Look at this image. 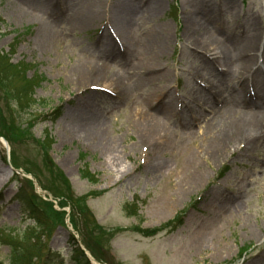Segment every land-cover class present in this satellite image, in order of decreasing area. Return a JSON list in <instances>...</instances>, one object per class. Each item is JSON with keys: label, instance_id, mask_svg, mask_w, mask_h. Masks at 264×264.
<instances>
[{"label": "rangeland", "instance_id": "obj_1", "mask_svg": "<svg viewBox=\"0 0 264 264\" xmlns=\"http://www.w3.org/2000/svg\"><path fill=\"white\" fill-rule=\"evenodd\" d=\"M54 1L0 0V55L21 65L26 78L40 77L30 108L16 106L11 88L6 87L8 97L0 91V127L11 139V148L0 142V230L14 238V247L30 239L19 264H76L75 244L98 251L102 264H264V134L245 144L241 138L225 154H205L227 127L231 132L238 121L259 112L251 90L255 82L264 84V0H163L157 16L134 13L125 41L114 17L118 4L128 0H98L102 12L93 28L77 30L73 17L92 0ZM187 18L229 44V57L237 56L233 48L253 26L258 38L245 73L228 74L212 53L195 49L185 35ZM106 31L122 55L128 45V58L108 59ZM155 34L165 44L160 59H151L146 49ZM131 51L145 56L148 73L131 69ZM98 63L126 81L127 95L75 86L83 69ZM236 80L247 84V94H237ZM193 97L203 104L193 103ZM169 104L166 132L145 139L135 111L157 117ZM15 121L17 129L10 124ZM45 137L48 156L38 145ZM100 142H114L116 152L104 155ZM46 158L68 182L71 201L57 198L60 190L44 177ZM191 158L200 164L202 177L178 197ZM12 165L19 168V181H13ZM29 168L48 192L36 194L30 180L24 182ZM20 187L32 191L34 206H44L47 226L52 221L55 230L40 229L23 213L15 200ZM181 213L182 224L173 232L149 238L138 233L162 228ZM39 218L46 221L45 215ZM11 259L0 238V264Z\"/></svg>", "mask_w": 264, "mask_h": 264}, {"label": "bare ground", "instance_id": "obj_2", "mask_svg": "<svg viewBox=\"0 0 264 264\" xmlns=\"http://www.w3.org/2000/svg\"><path fill=\"white\" fill-rule=\"evenodd\" d=\"M162 1L163 0H128L127 2L118 4L114 17L115 27L124 41L127 40V38L130 39L129 35L132 34L130 25L132 24L133 17L135 15L134 13L138 11L140 15L147 14L152 17L157 16L159 9L161 8ZM45 2L46 4H55L54 0H45ZM140 4L142 5V8L140 7ZM100 8L101 7L98 0H92L89 2L88 7L85 10L80 9L79 13L75 14L73 17L71 22L72 28L76 30L92 29L95 22L100 17V13L102 12H100ZM208 21L215 27V20L209 18ZM185 24L187 25L185 29V35L188 38V42L192 41L190 43L195 46V49H202L212 53L213 57H215V62H217V64H221V66L224 68H227L226 72L228 74L229 70L231 73H235V76L237 75V77H240L242 75L241 72H244L245 68L247 70V65L252 59V46H254V43L258 38L257 31L253 26L250 28L249 34L240 42V44L233 48L237 50V56L233 54V56L231 55V57H229V51H231L228 48L229 44H226L225 42L222 43L221 40L220 43L216 38L214 39V37L209 34V30L206 26H203L190 18L186 19ZM108 31L110 34L109 29ZM108 31H106L107 35L102 39L103 45L109 49L108 59H117L123 57L128 58L130 56L128 45L125 46V52L122 55L119 52L118 46L112 38V35L111 37L108 35ZM237 40H239V38L233 39V41ZM225 41L228 40L225 39ZM146 49L147 52L152 55L150 56L151 59L153 57L160 59L165 54L164 40L159 38L158 34H155L148 39ZM131 57H133L131 69H133L137 75L149 72V67L146 65L147 61L143 54H139L136 51H131ZM102 63L94 64L93 66L83 69V72L74 81L75 86H79L81 89L90 86H96V88L101 86L105 89L116 91L118 94H120V96L127 95L128 87L126 81L117 74L110 75L108 72L109 68ZM238 83L239 82L237 81V84ZM238 86L239 90L237 94L241 92L244 94L248 93L246 88L247 84L245 82L241 81ZM256 86L258 93L256 94V99L253 103L259 112L255 113L247 120H242L241 122L238 121L237 124H234L231 127V132H229V127H227L225 133L218 135L212 140V142L208 145L205 154H225L229 150V147L238 143L241 138H243L241 143L245 144L246 142L253 140L254 136L264 134V130L261 131V129L264 128V84H257ZM195 98L196 97H193L192 102L196 103L197 101ZM151 99L148 97L145 101L146 106L150 109L153 108V102ZM197 103L200 104V102ZM171 107L172 106H170V104L166 107H163V109L159 111V116L157 117L152 116L151 113L145 109L138 108L137 111H135L134 118L136 123H144L143 136L145 139H149L151 137L156 139L166 132L168 122L171 119ZM259 131L261 132L258 133ZM99 145H101L100 151L104 155H110L116 152L114 142H106L103 145L102 142H100ZM187 162L188 163L186 165L185 173L181 175V186L178 188L177 192L178 197H182L185 193H187L191 188H193V185L196 182L198 183V180L202 177L203 172L200 171L201 166L198 162H196V159L191 158Z\"/></svg>", "mask_w": 264, "mask_h": 264}, {"label": "trees", "instance_id": "obj_3", "mask_svg": "<svg viewBox=\"0 0 264 264\" xmlns=\"http://www.w3.org/2000/svg\"><path fill=\"white\" fill-rule=\"evenodd\" d=\"M6 87L11 88L9 92L12 96H14V100L17 101L18 104L15 102L17 107L29 108L34 103V101H32V99H31V91L34 88V80L26 78V71L21 65L12 64L9 62V60L6 57H4L3 55H0V91H2L3 94L6 97H8L6 94V91H5ZM6 102L9 103V102H11V100H6ZM3 104H5V102H3ZM18 123L15 121L14 124H16V125H14L10 122V124L13 127H15L16 129L20 126ZM21 133H26V131L21 132ZM0 136L5 137L9 142L11 140L10 137H6V134L1 129V127H0ZM38 145H40V147H41L40 150L46 156H48L49 146H46L47 140L45 139L44 141L40 142V144H38ZM29 169L30 170H25V171L32 173L36 177V179L38 180L37 175L33 172L34 169H32V168H29ZM44 173L48 174L47 177L46 176H44V177L46 178V180L48 182L51 183V185H54V189H56L58 191L60 190V194H58L57 198H62L63 200L71 201L72 198L67 193V187L69 188L68 182L61 176L60 171L53 165V163L48 158H46V160H45V171H44ZM85 176L89 177L88 173H85ZM89 178L92 179L91 177H89ZM54 189L52 188L53 191H54ZM35 198L36 197L32 194L31 190L28 191V193H25L22 190H20V193L18 194L17 199H20V201L24 204V206H26L25 207L26 211L34 219V221L36 222V225L40 229H43L44 226L47 227V231L53 229L54 226H56V223L51 221L47 226V223H48L47 219L49 218V216L46 213L44 206H42L40 204V209L38 207L34 206V199ZM41 203L47 204L44 202H41ZM62 203H64V202H61L60 204H62ZM72 203L77 205V204H79V201L76 200ZM58 213H56V216L59 215ZM80 213L82 215H84V213L82 212L81 209H80ZM43 215H45L46 221H43L41 218H39V216H43ZM71 221L74 222L73 217L71 218ZM29 231H31V230H29V229L26 230L25 236L29 233ZM155 231L156 230L147 232L146 235L152 234ZM0 238H1V241L3 242V244L7 245L10 249L11 258H12L10 261V264H19L20 261L22 260V257H26L25 254L31 247V243L29 241L30 240L29 238H27L24 242H21L20 244H18V246H16V247H14V243H16V242H14V238H12L8 235L3 236L2 233H0ZM4 238H5V240H4ZM87 241H90V240L88 239ZM97 242H95V240L93 239V242H92L93 246L97 245ZM74 253H76L75 259L78 262H80V259H79L80 257L84 260L83 253L78 248H75ZM92 253L98 259H101L99 257L98 251L92 252ZM15 254H17L16 257H15ZM25 259L26 258H23V260H25ZM84 262H85V264H87V262L85 260H84Z\"/></svg>", "mask_w": 264, "mask_h": 264}]
</instances>
